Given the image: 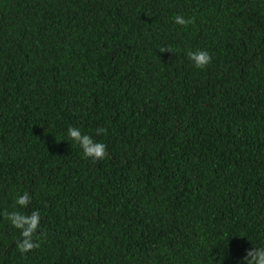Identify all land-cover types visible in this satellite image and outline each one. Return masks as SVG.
Listing matches in <instances>:
<instances>
[{
  "label": "trees",
  "instance_id": "16d2710c",
  "mask_svg": "<svg viewBox=\"0 0 264 264\" xmlns=\"http://www.w3.org/2000/svg\"><path fill=\"white\" fill-rule=\"evenodd\" d=\"M24 192L46 235L21 253L0 217V264H241L264 246V0H0V213Z\"/></svg>",
  "mask_w": 264,
  "mask_h": 264
},
{
  "label": "clouds",
  "instance_id": "9594fccd",
  "mask_svg": "<svg viewBox=\"0 0 264 264\" xmlns=\"http://www.w3.org/2000/svg\"><path fill=\"white\" fill-rule=\"evenodd\" d=\"M174 22L186 27L193 24L195 18H185L182 15H176ZM159 51L161 53H175V50L171 47H161ZM186 56L197 69L206 68L212 59L210 54L203 49L189 50L186 52ZM106 131L105 128L98 127L95 129V134L99 136L105 134ZM66 136L79 145L86 158L103 160L107 156V146L102 142L95 141L91 135L82 133L78 127L69 126L66 130ZM30 203L28 192H24L22 195L17 194L13 201L14 210L0 213V217L10 222L14 228L20 230L21 239L16 241V246L21 253H27L40 246L39 240L34 239V236L46 235L44 231H41V218L38 210H33L30 213L17 210V208L27 209ZM241 264H264V246L257 247L253 244L250 249H246Z\"/></svg>",
  "mask_w": 264,
  "mask_h": 264
}]
</instances>
